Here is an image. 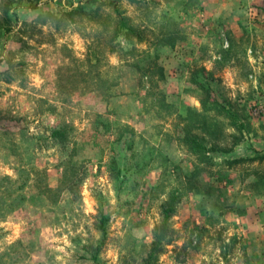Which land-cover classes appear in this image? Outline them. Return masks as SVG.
I'll return each instance as SVG.
<instances>
[{
  "label": "rangeland",
  "instance_id": "obj_1",
  "mask_svg": "<svg viewBox=\"0 0 264 264\" xmlns=\"http://www.w3.org/2000/svg\"><path fill=\"white\" fill-rule=\"evenodd\" d=\"M165 208L150 264H264V0H0V264H145Z\"/></svg>",
  "mask_w": 264,
  "mask_h": 264
},
{
  "label": "trees",
  "instance_id": "obj_2",
  "mask_svg": "<svg viewBox=\"0 0 264 264\" xmlns=\"http://www.w3.org/2000/svg\"><path fill=\"white\" fill-rule=\"evenodd\" d=\"M124 24H126V23L124 22ZM228 112H230V111H228ZM232 114L233 113H231V115ZM235 120H236V118H235ZM191 143H192V145H193V147H194L195 150H201V153H203V154L206 151H209L210 150L207 147H205V145H203L202 142L200 144L194 138L191 139ZM169 218H170V212H169L168 208H165V217L163 219V223L161 225L160 231H156L155 232L154 247H153L152 251L150 252V254L148 256V259L145 260L146 261L145 264H150L152 262V259L155 256V252L160 248V246L163 243V240H164L165 236L168 234Z\"/></svg>",
  "mask_w": 264,
  "mask_h": 264
}]
</instances>
